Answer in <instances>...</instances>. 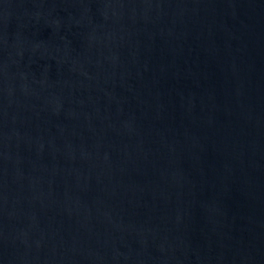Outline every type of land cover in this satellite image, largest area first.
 Masks as SVG:
<instances>
[{
    "label": "water",
    "instance_id": "1",
    "mask_svg": "<svg viewBox=\"0 0 264 264\" xmlns=\"http://www.w3.org/2000/svg\"><path fill=\"white\" fill-rule=\"evenodd\" d=\"M0 264H264V0H0Z\"/></svg>",
    "mask_w": 264,
    "mask_h": 264
}]
</instances>
